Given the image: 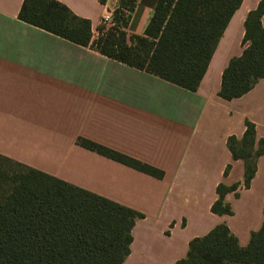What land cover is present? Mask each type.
I'll return each instance as SVG.
<instances>
[{
    "label": "crops",
    "instance_id": "crops-1",
    "mask_svg": "<svg viewBox=\"0 0 264 264\" xmlns=\"http://www.w3.org/2000/svg\"><path fill=\"white\" fill-rule=\"evenodd\" d=\"M22 1L0 0V155L142 214L122 264H176L191 239L219 224L246 247L264 222V145L244 188L243 161L232 159L226 143L242 137L245 120L255 126V147L264 140V78L236 99L218 91L223 69L244 48L246 15L260 0H242L194 92L22 22ZM57 1L90 20L92 33L118 4ZM156 2L136 0L126 31L142 35ZM77 137L163 176L84 149ZM235 183L224 197L232 214L212 213L217 186Z\"/></svg>",
    "mask_w": 264,
    "mask_h": 264
},
{
    "label": "trees",
    "instance_id": "trees-1",
    "mask_svg": "<svg viewBox=\"0 0 264 264\" xmlns=\"http://www.w3.org/2000/svg\"><path fill=\"white\" fill-rule=\"evenodd\" d=\"M106 0H99L105 4ZM136 0H118L112 25L102 22L92 40L90 20L57 0H23L18 19L82 47L194 92L226 25L242 0H157L142 35L127 34ZM264 0L244 20L241 54L221 74L218 96L239 98L264 78ZM240 139L230 136L233 160L244 164L248 188L263 153L255 147V126L245 120ZM76 145L155 178L163 172L96 142L77 137ZM227 167L224 175L227 174ZM238 183L219 184L211 205L231 215L226 194ZM237 195V194H236ZM139 212L0 155V264H122L130 251ZM176 264H264V222L246 247L224 224L190 240Z\"/></svg>",
    "mask_w": 264,
    "mask_h": 264
},
{
    "label": "built area",
    "instance_id": "built-area-1",
    "mask_svg": "<svg viewBox=\"0 0 264 264\" xmlns=\"http://www.w3.org/2000/svg\"><path fill=\"white\" fill-rule=\"evenodd\" d=\"M101 22L103 24H105L106 26H111L112 25V17H111V13H106L102 19Z\"/></svg>",
    "mask_w": 264,
    "mask_h": 264
},
{
    "label": "rangeland",
    "instance_id": "rangeland-1",
    "mask_svg": "<svg viewBox=\"0 0 264 264\" xmlns=\"http://www.w3.org/2000/svg\"><path fill=\"white\" fill-rule=\"evenodd\" d=\"M99 25H101V23ZM126 32H127V34L131 35L128 31H126ZM93 35H94L95 38L97 37L98 33H97L96 30L93 31Z\"/></svg>",
    "mask_w": 264,
    "mask_h": 264
}]
</instances>
